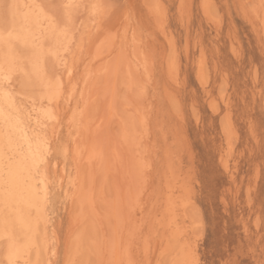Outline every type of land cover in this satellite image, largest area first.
I'll return each instance as SVG.
<instances>
[{"label": "rangeland", "instance_id": "obj_1", "mask_svg": "<svg viewBox=\"0 0 264 264\" xmlns=\"http://www.w3.org/2000/svg\"><path fill=\"white\" fill-rule=\"evenodd\" d=\"M42 1L46 6L61 2ZM3 2L5 13L8 0ZM146 2L102 0L95 16L83 8L74 17L75 38L83 42L73 47V73L65 74L58 105L51 110L43 105L55 117L45 116L42 126L50 156L47 160L43 155L38 167L28 160L37 186L42 170L49 186V246L43 262L67 264L69 240L75 235V264H128L129 259L183 264L189 248L200 264H258L264 240V148L259 144L264 131V47L257 26L240 15L237 0H158L166 5L165 18L159 34L149 40L142 35L140 25L144 31L147 25L138 8L130 13L105 7ZM125 18L126 23H116ZM170 50L175 53L172 67ZM114 62L144 87L130 135L119 134L100 103L90 107L96 110L89 108L92 83L107 75ZM13 91L24 113L39 108L32 90L17 85ZM86 113L101 141L108 144L118 137L137 170L136 183L127 172L129 205L117 217L111 215V179L106 180L101 168L102 173L98 168L92 173L91 165L81 174L88 153ZM12 117L17 118L15 113ZM80 192L85 205L77 201ZM115 229H121L117 240ZM3 253L0 247V259Z\"/></svg>", "mask_w": 264, "mask_h": 264}, {"label": "bare ground", "instance_id": "obj_2", "mask_svg": "<svg viewBox=\"0 0 264 264\" xmlns=\"http://www.w3.org/2000/svg\"><path fill=\"white\" fill-rule=\"evenodd\" d=\"M60 1H58L60 4L79 3L85 5L87 0ZM101 2L102 0H97L91 4L89 3V6L98 5L99 7L96 9V13H98L102 7ZM251 2H258V0H251ZM3 3L0 4V68L3 69V74L9 75L10 78L0 83V153H3L6 161H11L15 175L11 185L13 193L11 198L4 204L0 203V247L4 248L0 264H44L43 254H47L49 246L47 244L49 219L46 213L49 186L45 181L43 170L41 174V187L37 186L35 174L30 168L28 160L30 159V163L32 164L34 156L40 152L43 153L47 160L49 159L51 152L49 148L50 144L46 143L45 149L39 143L40 140H45L42 126L45 111L47 110L43 108V105L47 104L50 110L58 105L63 93L65 74L72 72L71 60L74 54V44H77L79 40V44L83 42L81 41L82 37L78 40L75 38L77 26H75L74 17H77L78 13L82 11L77 12V16L73 17V44L65 51L63 37H58L54 34V28L50 22V18L55 19V17H53V13L42 0H8L7 11L5 13L2 12ZM32 5L38 7H30ZM81 9L83 10V8ZM88 12L92 15L91 7L88 8ZM88 30L89 26L86 25L83 35ZM119 54L121 55V53ZM120 64L114 62L110 65L109 63L110 68L107 75L96 79L92 83L89 108L94 103H100L101 107L99 108L102 109L106 116L108 115L113 118L117 123L119 134L127 132L130 135L132 134L134 119L137 115L136 104L139 102V97L136 93L141 85L136 79L137 77L131 80L125 67ZM17 85L28 88L29 91L32 90L35 93L31 98L38 100L40 105L38 109H32L30 112L24 113L16 105V96L13 89ZM94 110H91V112ZM13 113H15L17 118L12 117ZM90 118L92 119L93 117ZM90 118L86 113L84 135L88 146V153L86 157L84 156L81 174L85 168H90L89 165H91L90 169L92 173L95 169L97 170L98 168L99 170L101 168L106 180L111 179L113 192L115 193L114 200H111V215L114 214V217H117L129 205L130 188L127 172L130 171L131 182L136 183L135 173L137 170H135L133 164V157L126 149L119 145L118 137L109 141L108 144L105 143V140L101 141V136L97 134L99 131L95 130ZM99 121L101 122V120ZM96 125L97 122L95 127H97ZM48 163L49 161L46 162V165ZM224 165L227 167L225 161ZM86 171L84 174L88 178V172L86 173ZM102 172L99 170V173ZM102 177L99 178L103 180L104 177ZM81 182L83 183V181ZM79 190L81 189L79 188ZM80 193L81 195L77 196V201L83 203L82 199L85 197L83 198L84 195H82V192ZM85 203L83 204L85 205ZM114 226L117 227L116 225ZM120 232L121 229H115V240L120 236ZM114 250L115 248L111 251V255H113ZM115 252L114 254L117 256L118 250ZM10 256L11 260L9 259ZM68 257L70 258V256ZM66 262L68 264V261Z\"/></svg>", "mask_w": 264, "mask_h": 264}, {"label": "snow or ice", "instance_id": "obj_3", "mask_svg": "<svg viewBox=\"0 0 264 264\" xmlns=\"http://www.w3.org/2000/svg\"><path fill=\"white\" fill-rule=\"evenodd\" d=\"M3 3V0H0V4ZM29 7V6H25ZM30 7H38L36 5H32ZM52 13L55 19L50 18V22L54 28V34L58 37H63V45L65 51L69 49V47L73 44V17L81 8H89L92 9V14L95 16L96 9L99 7L98 5H83L79 3H67V4H56L52 3L46 6ZM108 9L114 8H126L129 9L131 13L132 10L139 9L140 14L146 21L147 30L144 31V25H140L142 28V35L146 36L149 40H152L153 34H159L158 27L163 24V20L165 18V10L166 5L159 3L158 0H149L142 5H119V4H110L106 5ZM187 7V6H185ZM204 7H210L205 5ZM235 8L240 13L242 17H245L252 21L258 29L261 45L264 47V0H258V2H251V0H237L235 4ZM128 18H125L123 21L117 19L116 23H126ZM139 24V22H137ZM135 38V34H134ZM59 42V41H58ZM174 57L175 53L171 50L168 52V62L169 66L172 67L174 65ZM148 58L145 57V64H147ZM9 75L3 74V69L0 68V82L8 80ZM137 96L141 97L144 94V87L141 86L137 90ZM45 116L48 119H55L52 116L50 110L45 111ZM264 128V125L261 126ZM252 128L255 129V125H252ZM40 145H42L46 149V140H40ZM259 144L262 148H264V131H261ZM43 153L40 152L36 156H34L32 163L34 167H38L40 163L43 162ZM15 172L13 169V165L11 161H6L3 153H0V203L4 204L8 199L12 196L11 185L13 182ZM262 248L260 251V260L258 264H264V240H262ZM79 248V236H72L70 238V258L68 264H75V262L71 259V252L73 250H78ZM11 260V256L9 257ZM128 264H138L137 261L129 259ZM183 264H200V260L197 258L195 251L189 248L187 250V258L183 261ZM225 264H233L232 261H226Z\"/></svg>", "mask_w": 264, "mask_h": 264}]
</instances>
